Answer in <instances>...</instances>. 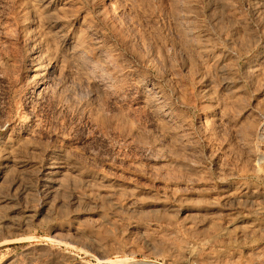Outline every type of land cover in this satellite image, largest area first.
Here are the masks:
<instances>
[{"label":"rangeland","instance_id":"rangeland-1","mask_svg":"<svg viewBox=\"0 0 264 264\" xmlns=\"http://www.w3.org/2000/svg\"><path fill=\"white\" fill-rule=\"evenodd\" d=\"M263 153L264 0H0V264H264Z\"/></svg>","mask_w":264,"mask_h":264},{"label":"bare ground","instance_id":"bare-ground-1","mask_svg":"<svg viewBox=\"0 0 264 264\" xmlns=\"http://www.w3.org/2000/svg\"><path fill=\"white\" fill-rule=\"evenodd\" d=\"M262 119V118H261ZM262 154V153H261ZM263 155H264V153H263ZM263 155H259L260 157H257V160H255L256 161V164H257V171L258 172H260V175H261V171H260V168H261V166H262V163H263V161H264V156ZM256 164H255V166H256ZM263 168V167H262ZM257 172V173H258ZM56 174V173H55ZM263 175V174H262ZM257 176H258V174H257ZM47 181H49V180H47ZM55 181V180H54ZM58 183V182H57ZM124 205V204H123ZM127 207V206H126ZM140 208V207H139ZM128 209V208H127ZM256 213V212H255ZM259 213H261V212H259ZM260 215V214H259ZM229 219V218H228ZM230 220V219H229ZM237 223V222H236ZM239 224V223H238ZM191 225V224H190ZM240 225V224H239ZM233 226H235V224L233 225ZM263 226V225H262ZM219 233V232H218ZM221 233V232H220ZM253 233V232H252ZM259 233V232H258ZM260 234V233H259ZM257 235V234H256ZM209 238V237H208ZM242 238V237H241ZM247 241V240H246ZM229 242V241H228ZM250 244V243H249ZM187 248V247H186ZM188 253L190 254H186V255H188V256H191V254H192V251H190V249L188 250ZM203 253V252H202ZM194 255V254H193ZM187 256V257H188ZM193 258L195 257V256H192ZM102 258V257H101ZM193 258H191V259H193ZM103 259V261H102V264H108L107 263V260H105V258H102ZM101 259V260H102ZM257 259V258H256ZM184 260V259H183ZM185 260H186V262H187V264H190L191 263V261H190V263H189V261L187 260V258H185ZM185 262V263H186ZM204 262V261H203ZM205 262H207V261H205ZM217 262V261H216ZM204 264V263H203ZM210 264V263H209Z\"/></svg>","mask_w":264,"mask_h":264}]
</instances>
